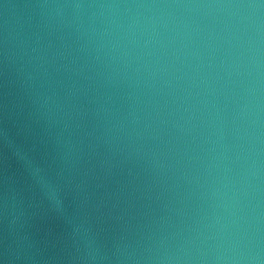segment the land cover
Segmentation results:
<instances>
[{"label": "water", "instance_id": "95a60500", "mask_svg": "<svg viewBox=\"0 0 264 264\" xmlns=\"http://www.w3.org/2000/svg\"><path fill=\"white\" fill-rule=\"evenodd\" d=\"M0 264H264V0H0Z\"/></svg>", "mask_w": 264, "mask_h": 264}]
</instances>
